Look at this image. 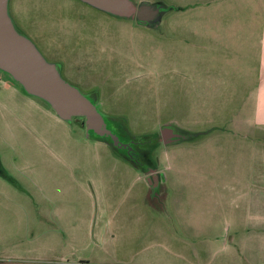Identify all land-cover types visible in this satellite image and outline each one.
Returning <instances> with one entry per match:
<instances>
[{"label":"rangeland","instance_id":"374dc122","mask_svg":"<svg viewBox=\"0 0 264 264\" xmlns=\"http://www.w3.org/2000/svg\"><path fill=\"white\" fill-rule=\"evenodd\" d=\"M132 1L160 9L158 21L155 16L153 22L141 24L137 15L116 17L82 0H9L17 31L47 62L61 68L55 61H64L69 82L62 78L74 87L82 85L85 96L97 98L102 115L124 120L138 145L133 165L125 152L100 140L99 145L83 118L58 125L45 115L44 110L53 108L42 98L25 94L20 85L19 96L2 90L1 100L18 102L21 111L34 115L16 121L0 113V153L12 155L7 138L29 137L35 127L46 138L58 135L57 146L79 168L74 180L64 169L46 172L47 165L61 161L47 156L31 136L13 140L16 148L37 153L31 157L38 172L31 180L14 172L33 193L29 200L0 184L15 201L0 205V264H264V226H245L234 192L230 188L226 194L213 182L232 186L246 175L237 170L249 163L246 143L219 134L202 150L190 152L187 142L165 146L161 139L168 125L189 131L217 126L225 132L244 130L238 115L251 112L250 107L242 110V99L251 92L236 98L238 76L228 74L226 67L234 64L239 41L252 29L247 24H258L261 7L253 12L250 0ZM239 2L250 6L238 9ZM238 19L246 27L223 24ZM247 51L239 50L241 60L249 59ZM251 65H245L246 72ZM6 83L18 85L0 69V88ZM260 131L264 164V127ZM167 146L175 148L162 157ZM160 161L229 170L207 172L208 181L202 188L193 187L176 218L165 185L143 186L146 196L140 200L135 195L142 184H134L136 176L124 167L131 164L145 175L157 171Z\"/></svg>","mask_w":264,"mask_h":264},{"label":"crops","instance_id":"0c3cea01","mask_svg":"<svg viewBox=\"0 0 264 264\" xmlns=\"http://www.w3.org/2000/svg\"><path fill=\"white\" fill-rule=\"evenodd\" d=\"M229 1L230 0H224L221 3H227ZM250 1L252 2V9L254 10L253 12H256L259 6L261 7L260 15H258V24L254 22L252 26H249L247 24V27H252V29L248 32V37H245V35H243L241 40L239 39V43H241L240 45L242 46L240 47V49L237 48V53L235 57L236 61H233L234 64H229L228 67H226L228 74L235 73L236 76H238L236 89V91H238V95L236 96V98H239L240 92L241 94H243V96L245 95V93H248L249 90L251 92L246 98L243 97L242 99L244 102L242 110L244 111L245 109L250 107L251 112H240V115H238L240 122L243 124L242 127L244 130L241 131V128V130H236L235 132H225V128L223 129L217 126L216 128H219V130L209 134L202 140L196 142H187L184 144L188 145L186 149H188L190 152H198L205 148L208 144H210L213 138H215L219 134H228L230 136H235L246 143L243 146L246 147V149L244 150H247L248 154L250 153L249 163L245 164L246 166L244 167L237 168L238 171L239 169H241V171L244 172L246 175L237 179L235 185L232 186H230L229 184H225L224 186H222L221 184H218V181L213 182L216 188L220 187L226 194L227 191H229V189L231 188V190L235 194V202L237 203V207L242 210L241 213L244 225H251L254 228L260 229L262 226H264V164L261 162L262 149L260 144V139L262 135V131H260V129L264 127V0ZM209 3L210 2H208V4ZM213 4L214 3H212L211 6H214ZM241 6H243V8H246V6H250V4L249 2H239L236 4V7L238 9ZM188 7L191 8L192 6ZM223 24L246 27L244 26L246 25V23L242 22L239 19L238 21H227ZM230 40L231 39H227L225 41L227 45L226 49L229 51L233 49L230 46L228 47ZM244 45H249V47L246 48ZM246 49H248L247 52L249 55V59L241 60V54H239V50L241 52H245ZM248 63L249 65L250 63L252 65L250 66L248 72H246L247 70L245 65ZM17 84L18 85H16L15 83H6L3 87L0 88V94L3 93L2 90H11V92H15L16 94H18V96L22 95V93H20V89H18V86L20 84ZM23 91L25 92V94L27 93L25 90ZM28 104L36 105L37 103L36 101H29ZM20 109V103L14 101H3L0 99V113L3 117H11L14 118L16 121L27 117H33L34 114H32L31 112H23ZM44 112L45 115L52 119L56 124L60 125L62 124V122H64L62 121L63 119L58 116V114L53 109L44 110ZM243 115L244 120H242ZM237 121L238 120H236V122ZM23 126L25 128H29V126L25 123H23ZM209 129L210 128L202 131H189L186 129L184 130L189 132H204ZM32 131H34V133H32ZM29 133V137L31 136L32 140H38L47 156L53 157L56 160L61 161V165L58 166L54 164L47 165L45 167L46 172L58 173L63 172L64 169V172H68L71 174V178L73 180L76 179L75 172L79 168V166L71 164L66 158L65 153L62 152V147L59 148V146H57L56 142H61L60 139H58V135H53L46 138L44 134L42 133L41 135L39 131L35 129V127L31 128ZM27 135L28 134H19L7 138V140L10 141L7 143V146L10 152H12V155L0 153V168L9 175L12 181L0 174V184H2V186L7 188L8 190L14 192L16 195L18 194L19 197L25 199L27 198L29 200L34 197L33 193L28 187L21 183V179L24 178L21 176L19 178L14 174V172L16 174L22 172L23 175L29 179L32 173L35 176V174L38 172V169L35 165L34 156L33 159L31 156L37 155V153L34 154V151L30 150L29 148L18 149V147L16 148L13 142V140H30ZM59 135L61 136V134ZM67 137L70 138L71 136H68L67 134ZM96 141L99 145L103 144L98 140ZM171 147L174 146L165 147L162 153V157L163 155H166L165 157H167L169 155L168 153H171ZM63 150H68L67 143L64 144ZM124 167L128 171H130V173H133L136 176L134 184H142V186L140 187V191H137L135 195L140 200L145 199L146 196L145 193L147 190H145L143 186L148 189L150 188V186L158 187L161 185H165L170 191V201L173 203L172 212L175 213L176 218L181 216L180 208L182 207L183 199H186V197L193 195L192 189L195 185L202 188V185H204L205 182L208 181V173L213 174L219 173L222 170H229L227 166L221 168V166L219 167L215 165L201 163L176 165L175 163H168V161H166V163L164 161H160L157 171L142 175L138 171L137 167L131 164H126L124 165ZM183 178H185V180H183ZM32 183L35 185V180H33ZM31 186L35 188V186H33L32 184ZM14 202L15 201L11 199L10 195L6 194L5 190L0 189V205L3 203L15 204ZM65 235L67 236L66 232H64V236ZM65 241H67V237H65Z\"/></svg>","mask_w":264,"mask_h":264},{"label":"water","instance_id":"95a60500","mask_svg":"<svg viewBox=\"0 0 264 264\" xmlns=\"http://www.w3.org/2000/svg\"><path fill=\"white\" fill-rule=\"evenodd\" d=\"M82 1L116 17L137 15L141 24L153 22L155 16L158 21L160 14V9L154 10L148 4L138 7L132 0ZM0 69L10 74L28 94L48 102L63 120L84 118L88 132L109 138L118 148H127L114 131L108 129L105 117L93 101L65 81L57 66L47 62L36 46L17 31L9 16V0H0ZM161 133L165 145H173L178 141L175 139L185 138L174 134L170 125L164 126Z\"/></svg>","mask_w":264,"mask_h":264},{"label":"trees","instance_id":"16d2710c","mask_svg":"<svg viewBox=\"0 0 264 264\" xmlns=\"http://www.w3.org/2000/svg\"><path fill=\"white\" fill-rule=\"evenodd\" d=\"M93 103L95 104L94 101H93ZM111 121L113 122V125L117 128V130L126 136V139L135 140L134 136L131 134V132L128 129V126H127V124L125 123L124 120H122L120 118H111ZM83 124L85 126V121H84ZM217 130H219V128L215 127V128L209 129V130L204 131V132H189V131H186L185 133L189 136L187 142H196V141L202 140L203 138H205L206 136H208L209 134H211V133H213V132H215ZM89 134L94 139H97V140H100V141H103V142H106V143L110 144V146H112V148L115 151H123V153L125 152L126 160H128V162L132 163L133 165H137L136 159L132 158L131 154L126 149H122V148L116 147L113 144V141L110 140L109 138L99 137L96 134H94L93 132H89ZM0 174L3 175L4 177H6L7 179H9L10 181H12V179L9 177V175L6 172H4L1 168H0Z\"/></svg>","mask_w":264,"mask_h":264},{"label":"flooded vegetation","instance_id":"af4514ba","mask_svg":"<svg viewBox=\"0 0 264 264\" xmlns=\"http://www.w3.org/2000/svg\"><path fill=\"white\" fill-rule=\"evenodd\" d=\"M60 62V65H61V68H59L57 65V68L60 72V74L63 75V77L69 82V78L66 77V71H65V65L66 63L63 61H55L56 64H59ZM74 85V84H73ZM75 86L80 90V91H83V86L82 85H78V84H75ZM96 89H93L90 90V91H95ZM89 99H91L92 101L95 102V105H96V108H98V105H99V101L98 99H93L91 98L89 95H86ZM99 96V95H98ZM97 96V97H98ZM105 117V115H103ZM106 121H107V127L108 129H111L114 131L115 135L118 137V139L120 140L121 144H125L127 145V148H125L132 156V154L136 151V147L138 145V142L136 141H133V140H129V139H126V136L124 134H122L121 132H119L117 130V128L113 125V122L111 121V119L109 117H105ZM170 127L174 130V134H180L182 135L183 137L185 138H179V139H175V140H178L177 143H174V144H178V143H182V142H187L189 136L185 133L186 131L184 129H181L179 127H177L176 125H170ZM161 139L163 140V136H162V133H161ZM164 143V142H163ZM132 158H134L132 156ZM135 159V158H134Z\"/></svg>","mask_w":264,"mask_h":264}]
</instances>
